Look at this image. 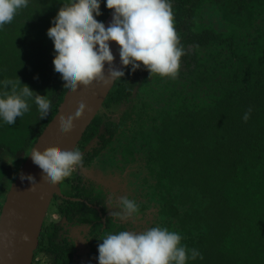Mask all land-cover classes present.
Segmentation results:
<instances>
[{"label": "trees", "instance_id": "1", "mask_svg": "<svg viewBox=\"0 0 264 264\" xmlns=\"http://www.w3.org/2000/svg\"><path fill=\"white\" fill-rule=\"evenodd\" d=\"M171 2L184 49L177 77L123 70L76 147L82 164L52 200L49 213L63 222L45 220L32 264H40L38 254L47 264H97L103 237L154 226L201 253L188 264H264V0ZM72 3L29 0L0 29V81L20 79L52 105L46 121L30 102L15 125H0L4 201L67 93L47 30ZM111 11L101 0L96 19L104 23ZM126 178L150 191L120 192L138 206L134 219L120 222L109 189ZM76 228H89L83 247Z\"/></svg>", "mask_w": 264, "mask_h": 264}, {"label": "clouds", "instance_id": "2", "mask_svg": "<svg viewBox=\"0 0 264 264\" xmlns=\"http://www.w3.org/2000/svg\"><path fill=\"white\" fill-rule=\"evenodd\" d=\"M28 4L29 0H0V29ZM104 4L112 10V22L107 27L96 19L102 15L101 0H73L71 6L57 13L47 30L56 53L55 74L62 79L65 92L73 94L81 86L87 89L96 83L107 87L125 76L124 71L114 66L110 48L113 42L119 46L123 68L130 67L132 72L146 70L151 79L155 76L175 79L184 49L175 29L171 0H104ZM30 102L37 106L42 120L49 119L52 105L46 98L20 79L0 81V125H15L17 118L30 111ZM86 111L87 105L80 103L74 116L61 119L62 133L70 134ZM250 113L251 109L244 114L245 122ZM31 159L42 173L44 183L54 186L61 182L62 186V181L82 164L83 154L78 150L50 151L44 155L33 151ZM20 179L27 186L25 190L35 191L40 186L35 179L23 175ZM61 191L63 197L62 188ZM109 206L113 209L111 215L120 222L134 219L138 210L137 203L128 197H113ZM100 241L97 264H188L189 260L203 258L197 249H189L182 243L178 232L165 227L123 230Z\"/></svg>", "mask_w": 264, "mask_h": 264}, {"label": "water", "instance_id": "3", "mask_svg": "<svg viewBox=\"0 0 264 264\" xmlns=\"http://www.w3.org/2000/svg\"><path fill=\"white\" fill-rule=\"evenodd\" d=\"M112 22V11L106 21L107 27ZM114 55V66L124 70L120 64L119 46L110 44ZM108 66H105L107 72ZM107 74V73H106ZM117 81V80H116ZM116 81L105 87L101 83L85 89L83 86L73 94L66 93L58 112L45 127L30 151L20 172L12 183L0 214V264H32L34 254L39 246L43 224L52 200L62 196L61 182L54 186L44 183L42 173L35 168L31 155L39 152L44 155L50 151L76 150L88 127L91 125L100 109L103 107ZM80 103L87 105L83 118L75 122L73 131L64 134L61 131L60 120L74 116ZM35 179L39 188L35 191L25 190L20 176ZM30 187V185H29Z\"/></svg>", "mask_w": 264, "mask_h": 264}, {"label": "rangeland", "instance_id": "4", "mask_svg": "<svg viewBox=\"0 0 264 264\" xmlns=\"http://www.w3.org/2000/svg\"><path fill=\"white\" fill-rule=\"evenodd\" d=\"M74 173H77V170L75 169L74 170V172H73V174ZM133 179V178H132ZM135 179V178H134ZM133 183H135L134 184V186L132 187V191L134 190L135 191V189H136V191L137 190H139V189H142L141 190V192H140V194H142V192H143V196L145 197L146 196V194H148V192L150 191L149 190V187L148 186H146V185H142V184H140L139 185V183L138 182H132V184ZM114 188H112V190H110V192H109V194H114L115 195V197H119L118 196V194H119V192L121 191V189L117 186V185H114L113 186ZM122 187V186H121ZM124 188H126L125 186H124ZM5 201H4V197H0V204H2V203H4ZM51 222H54V223H56V224H61L62 222H63V217L61 216V214L60 213H58L57 211H52L51 213H49L48 214V217H47ZM137 224H144L145 223V221H142V220H138L137 222H136ZM82 237L80 238V246L81 247H83L84 245H85V243H86V238L84 239L83 238V235H81ZM82 238L84 239V240H82ZM37 260L39 261V263L40 264H47V259L46 258H44V255H42V254H38V256H37Z\"/></svg>", "mask_w": 264, "mask_h": 264}, {"label": "flooded vegetation", "instance_id": "5", "mask_svg": "<svg viewBox=\"0 0 264 264\" xmlns=\"http://www.w3.org/2000/svg\"><path fill=\"white\" fill-rule=\"evenodd\" d=\"M126 173H127V170H126ZM123 176H125V175H123ZM122 176V177H123ZM131 179V178H130ZM125 182H124V185H122V187L120 186H118L120 189H121V193H123V194H126V195H133V196H135V194L137 193V191H136V189H135V191L133 190H131L132 189V187L131 186H129L128 185V183H127V181H128V179L126 178V180H124ZM130 182V181H129ZM125 184H126V186H125ZM134 184V183H133ZM124 186L126 187V188H124ZM61 188H62V190H64L65 188L63 187V186H61ZM112 188H114L113 186L109 189V192H110V190H112ZM120 192H119V194L118 195H120ZM114 195V194H113ZM115 196V195H114ZM121 197V196H120ZM88 230H89V228H76V229H74L73 230V233L75 234V235H77L78 236V238L80 237H82L81 235H83V238L85 239L86 237H87V234H89V232H88ZM80 238H79V240H80ZM82 238V240H84Z\"/></svg>", "mask_w": 264, "mask_h": 264}]
</instances>
